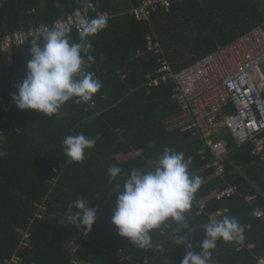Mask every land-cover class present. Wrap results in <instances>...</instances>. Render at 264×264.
I'll use <instances>...</instances> for the list:
<instances>
[{
    "label": "trees",
    "instance_id": "trees-1",
    "mask_svg": "<svg viewBox=\"0 0 264 264\" xmlns=\"http://www.w3.org/2000/svg\"><path fill=\"white\" fill-rule=\"evenodd\" d=\"M96 10L112 11L108 27L91 37L95 72L103 87L94 96L95 112L84 111V104L66 103L58 116L47 117L34 110H19L12 97L27 75L31 40L26 46L0 54V262L11 255L29 226L31 248L19 250L21 264H181L189 240L194 252L201 249L210 214L221 211L235 217L244 228L243 239L217 242L212 253L214 264H255L264 256V223L252 216L253 209L264 211V164L251 153V144L238 145L226 134L227 154L224 179L212 167L211 156L201 158L200 141L189 130H166L164 123L179 113L170 98L171 85L160 83L147 94L146 75L158 76V54L146 52L145 37L157 41L173 70L193 63L256 27H264V0H189L158 10L149 22L137 21L126 11L119 12L121 0H90ZM141 0H126L130 7ZM85 0H0V38L13 31L54 23L79 9ZM129 7V8H130ZM128 8V9H129ZM70 40L79 42L78 33ZM140 52V53H138ZM86 59V57H85ZM264 72V63L262 64ZM83 134L96 138V145L85 150L82 163L66 165L63 142L68 136ZM165 148H172L194 159L190 174L203 183L183 222L168 221L152 232L150 250L131 245L112 224L117 203L115 182L109 183L108 169L118 166L151 170ZM116 157V158H114ZM55 177V183L47 182ZM236 184L241 192L256 194L253 204L234 195L219 198L226 184ZM83 197L97 209L96 222L87 235L68 224L67 208ZM45 200L46 210L30 223L37 210L34 203ZM204 203L199 212L198 203ZM76 211V209H74ZM84 231V230H83ZM72 243V244H71ZM253 244L252 249H238Z\"/></svg>",
    "mask_w": 264,
    "mask_h": 264
},
{
    "label": "clouds",
    "instance_id": "clouds-1",
    "mask_svg": "<svg viewBox=\"0 0 264 264\" xmlns=\"http://www.w3.org/2000/svg\"><path fill=\"white\" fill-rule=\"evenodd\" d=\"M83 8L84 15L78 13L77 19L78 43L71 42L72 28L62 20H56L51 26L41 24L34 31L26 78L17 85L18 95L12 97L19 110H34L52 117L58 116L69 101L77 105L94 104L93 98L103 84L95 72L87 71L95 63L90 54L94 50L90 38L108 27V17L101 14L97 18H88V11L96 10L90 0H85ZM99 138V134L96 138L83 134L68 136L63 142L67 157L64 163L69 166L82 163L86 158L85 150L94 148ZM185 157L183 152L165 148L157 160L149 161L151 170L132 169L129 175L118 166L109 167V183L115 182L117 193L111 222L131 245L150 250L154 230H160L168 221L185 220L195 193L203 183L202 177L190 174L194 159ZM65 218L68 224L81 228L87 235L96 222L97 209L80 197L67 208ZM204 227L205 239L200 242L202 251L199 254L191 250L189 240L181 237L177 241L178 245L189 249L181 264H211V250L216 248L219 240L243 239L244 228L235 217L225 216ZM74 264L82 262L75 261Z\"/></svg>",
    "mask_w": 264,
    "mask_h": 264
},
{
    "label": "built area",
    "instance_id": "built-area-1",
    "mask_svg": "<svg viewBox=\"0 0 264 264\" xmlns=\"http://www.w3.org/2000/svg\"><path fill=\"white\" fill-rule=\"evenodd\" d=\"M189 0H141L127 9V13L137 21L149 22L158 10L168 9ZM79 10L66 14L62 20L69 24L72 33H78ZM104 14L108 21L115 16L112 11L98 10L94 18ZM52 25L53 23H46ZM39 26L22 28L5 34L0 38V54H8L13 48L26 46L33 38ZM146 52L158 54V76L146 75L145 88L147 94L160 83L171 85L170 98L176 102L179 113L165 121L166 130H189L195 140L200 141L199 155L205 158L209 153L210 161L206 167H212L215 174L224 179L226 170L227 140L230 134L238 145L251 144V153L259 157L264 164V27H256L226 45H218L212 52L200 57L179 70H173L160 44L147 34L145 37ZM140 53V52H138ZM94 104H84V111L98 112ZM5 137L0 130V147ZM55 183V177L47 180ZM239 195L253 204L256 194L241 192L236 184L226 183L218 193L219 198ZM37 210L30 219L41 217L46 210L45 200L34 203ZM199 212L204 203L199 202ZM221 211L210 214L211 221H219ZM252 216L264 223V211L254 208ZM31 225V224H30ZM29 225V226H30ZM28 226V228H29ZM22 230V237L15 251L3 258L0 264H21L23 259L19 250L31 248V232ZM84 234V231L81 229ZM72 244V243H71ZM252 249L253 244L238 249ZM185 250L189 249L185 246ZM193 250V248H191ZM202 248L197 250L199 254ZM76 260H72L74 264ZM211 264H214L211 260ZM255 264H264V256L256 257Z\"/></svg>",
    "mask_w": 264,
    "mask_h": 264
},
{
    "label": "rangeland",
    "instance_id": "rangeland-1",
    "mask_svg": "<svg viewBox=\"0 0 264 264\" xmlns=\"http://www.w3.org/2000/svg\"><path fill=\"white\" fill-rule=\"evenodd\" d=\"M121 4H122V6L118 10L119 12H124L130 7L129 5H126V2H124V1H121Z\"/></svg>",
    "mask_w": 264,
    "mask_h": 264
},
{
    "label": "crops",
    "instance_id": "crops-1",
    "mask_svg": "<svg viewBox=\"0 0 264 264\" xmlns=\"http://www.w3.org/2000/svg\"><path fill=\"white\" fill-rule=\"evenodd\" d=\"M121 1H124V2H126V0H121ZM121 3V2H120ZM128 3H126V5H127Z\"/></svg>",
    "mask_w": 264,
    "mask_h": 264
}]
</instances>
